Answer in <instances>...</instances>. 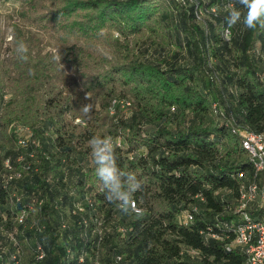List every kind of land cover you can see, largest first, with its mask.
Instances as JSON below:
<instances>
[{
  "label": "trees",
  "instance_id": "1",
  "mask_svg": "<svg viewBox=\"0 0 264 264\" xmlns=\"http://www.w3.org/2000/svg\"><path fill=\"white\" fill-rule=\"evenodd\" d=\"M16 1L35 27L54 29L56 44L46 50L16 23L7 55L0 51V169L9 159L20 173L0 185V264H100L102 256L104 264H245L239 247L226 246L240 222L238 174L253 175L239 133L264 132V73L250 55L264 29L242 25L226 40L228 10H207L226 0H170L176 45L191 57L176 66L141 59L138 39L166 17L154 0ZM86 92L98 105L92 113L123 101L130 114L89 121L80 111ZM11 123L27 130L24 145L7 132ZM93 136L111 137L120 168L144 181L138 212L105 200Z\"/></svg>",
  "mask_w": 264,
  "mask_h": 264
},
{
  "label": "rangeland",
  "instance_id": "2",
  "mask_svg": "<svg viewBox=\"0 0 264 264\" xmlns=\"http://www.w3.org/2000/svg\"><path fill=\"white\" fill-rule=\"evenodd\" d=\"M154 1L156 2L157 5L162 6L163 8L162 12H165L166 17L165 19H163L160 16V14L157 15L158 20H160L161 23L159 25H155L156 33L155 34L146 33L144 36H141L138 39L140 48L144 46L147 47V49H145V52L141 51L143 54L141 56V59L150 63H158L163 58L169 62H173L176 66H185L187 64H190L191 62L190 55L186 51L180 50L176 45L175 30L172 29L173 22L175 20L174 19L175 12L173 13V6H171L172 4L171 1L170 0H154ZM229 4L237 8L242 7L237 3V0H226V3L224 5L225 8L221 7L220 5H213L211 8L208 7L207 10H215L214 12L225 15L226 14L225 12H227L228 10L227 6ZM22 9L23 6L16 0H9V1L0 0V37H1L0 42L2 45V47L0 48L1 56L7 55L4 49L8 46L7 43L9 42L10 39V31L12 25L16 23L22 26L25 30H29L31 34L37 36L42 41V43L47 44L46 50L54 48L56 44L54 29L35 27L32 24L33 23L32 21L21 15ZM207 10L205 11L202 8H200V10L198 11V16L200 18L206 19L208 17L207 15H209L205 13L207 12ZM201 25L204 28L203 23H201ZM240 27H242V23H238L237 25H235L233 28L229 30L228 35L224 36V38L228 40L230 36H232L233 32L238 33ZM220 31H221V27L218 26L215 32L219 33ZM118 37L119 36L117 33H115L113 36V38H118ZM127 40L129 41L128 43L130 45L131 42L130 39L128 38ZM96 46L97 48H99V50L105 52L106 54L111 55L114 53V50L111 47H109L106 43H104V41L97 42ZM121 54L124 55L125 52H122ZM250 55L258 60L260 70L262 73H264V43L261 42L260 38L255 39L254 46L250 51ZM211 61H214V59ZM9 98H10L9 95L4 96V100H8ZM117 104H119L117 110L111 109L106 114L99 112L92 113L90 118L87 117V120L90 121L94 117L101 118L102 116L103 117L105 116V118L107 117V119L114 118L115 116L125 117L128 116V114H130L131 108L129 107L131 106H128L129 105L128 103L125 104L123 101L122 102L120 101ZM97 108L98 105L95 104L94 111L97 110ZM12 129H15V132L19 140L27 139L28 132L26 129L22 128L21 125H18L16 123L14 124L11 123L8 126L7 132H11ZM72 174L73 173H71L70 175ZM32 214L34 216L35 213ZM22 252L23 254L21 255V258L23 262L27 261L29 258L28 251L23 249ZM102 258L103 256L101 257V259H99L100 264H104Z\"/></svg>",
  "mask_w": 264,
  "mask_h": 264
},
{
  "label": "clouds",
  "instance_id": "3",
  "mask_svg": "<svg viewBox=\"0 0 264 264\" xmlns=\"http://www.w3.org/2000/svg\"><path fill=\"white\" fill-rule=\"evenodd\" d=\"M237 3L242 7L227 6L225 36L238 23H242L247 30L264 29V0H237ZM16 51L21 60L27 59L28 46L23 40L17 42ZM84 99L87 102L81 105L80 111L90 118L94 103L88 92ZM88 144L95 175L106 190L103 194L105 200L124 214L138 212L134 195L143 190L144 181L135 172L120 168L111 137L93 136Z\"/></svg>",
  "mask_w": 264,
  "mask_h": 264
},
{
  "label": "built area",
  "instance_id": "4",
  "mask_svg": "<svg viewBox=\"0 0 264 264\" xmlns=\"http://www.w3.org/2000/svg\"><path fill=\"white\" fill-rule=\"evenodd\" d=\"M184 2V0H178ZM242 148L247 152L253 167V175L248 179L245 173L238 175L244 178V182L239 188V198L237 201L236 212L240 216V222L235 226L234 238L226 246V250L239 247L245 255V264H264V132H253L242 130L240 133ZM20 145L25 144V140H19ZM9 159H5L0 169V185L9 186L11 182L19 177ZM258 213L254 215L253 212ZM24 216L16 218L18 223L23 222ZM7 238L15 244L11 232H6ZM40 252L36 260L43 258ZM2 255L0 252V262Z\"/></svg>",
  "mask_w": 264,
  "mask_h": 264
}]
</instances>
